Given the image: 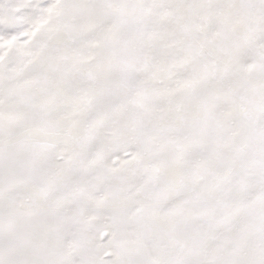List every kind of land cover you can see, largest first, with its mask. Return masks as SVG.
I'll use <instances>...</instances> for the list:
<instances>
[{
	"label": "snow or ice",
	"instance_id": "snow-or-ice-1",
	"mask_svg": "<svg viewBox=\"0 0 264 264\" xmlns=\"http://www.w3.org/2000/svg\"><path fill=\"white\" fill-rule=\"evenodd\" d=\"M0 264H264V0H0Z\"/></svg>",
	"mask_w": 264,
	"mask_h": 264
}]
</instances>
